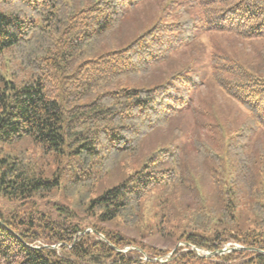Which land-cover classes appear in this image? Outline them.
<instances>
[{
    "label": "trees",
    "instance_id": "obj_1",
    "mask_svg": "<svg viewBox=\"0 0 264 264\" xmlns=\"http://www.w3.org/2000/svg\"><path fill=\"white\" fill-rule=\"evenodd\" d=\"M156 1L0 0V60L30 74L0 75V142L29 138L71 172L0 158V264H264V0ZM206 34L257 44L206 51ZM68 188L77 205L94 192L81 215L48 196ZM144 237L187 246L168 255ZM228 241L242 248H191Z\"/></svg>",
    "mask_w": 264,
    "mask_h": 264
},
{
    "label": "rangeland",
    "instance_id": "obj_2",
    "mask_svg": "<svg viewBox=\"0 0 264 264\" xmlns=\"http://www.w3.org/2000/svg\"><path fill=\"white\" fill-rule=\"evenodd\" d=\"M150 2L152 4H150ZM155 2L156 0H148V3L151 5L152 10L155 9ZM150 5H145L143 7H140L136 13H132V18L126 24V29H129V31L134 32L135 27L138 21H142L144 17L146 16V10L145 8L150 7ZM211 38H216L218 41H221L222 43L229 45L230 49H235L237 51H249L251 52L253 47L257 44V41H249V40H239L233 38V41L228 42L226 40V37L224 35H218V36H213V34H206L204 35L201 39L204 41L202 45L208 50L210 46L212 47V39ZM227 42V43H226ZM188 58V49L187 48H182L178 50L177 52L174 53V65H180L182 62L186 61ZM0 75L9 81L15 82L17 84H22L24 81L29 80L30 74L28 70H25L22 68V66L19 64V61L17 59H14L10 54H6L5 57H3L0 60ZM216 95V98H218L219 105L218 111L223 112V114H232L235 113L239 115V109L238 107H235L231 104H226L225 99L223 96L219 93L217 89H213L211 92ZM210 93V89H208L207 86L204 84L200 86V88L193 93L194 101L195 104L198 106V108L204 107L203 98H212V96L207 97V94ZM206 104V103H205ZM234 107V108H233ZM188 118L190 119V114H188ZM199 130L205 134V126L201 125L198 127ZM188 133H191V130H193L192 127V118L190 120V125L186 129ZM260 136L264 141V133L260 132ZM152 141L153 140H149ZM20 156L24 157L25 159L29 160L31 162V165H34L35 169L42 174V176H53V174L58 173L57 171L60 170L59 176H70L71 172L67 170L66 168V163L64 161L58 162L57 159L55 158L54 154H44L41 149L35 144L32 143L29 138H23L21 141L12 143V144H7V143H1L0 142V158L5 157V156ZM60 191H55L50 193L48 196L50 198H53L54 200L60 201L64 205H70L75 211L76 214L81 215L82 210L86 207L87 201L90 197L94 195V192L90 193V195H85L84 199L81 201L82 204L77 205L78 203V198L76 197V193L72 188H68ZM0 205H3V201L0 200ZM45 209L51 210V203L45 205ZM118 228L122 232L121 234L125 235L126 237L133 239L135 237H138L137 233L134 232V230H129L127 228H124L120 225H118ZM86 231L89 230V228L85 229ZM133 237V238H132ZM142 243L146 244H151L157 248H160L162 251L167 252V248L170 249L168 252V255L173 252L176 247H184L187 246L185 243L182 242H177L175 245H171L169 242H166L163 238L156 237V238H141L140 239ZM36 243H40V241H36ZM230 244L234 245V242L228 241L227 243H223L224 247H229ZM236 245V244H235ZM56 246V245H55ZM192 248V247H191ZM223 248V247H222ZM128 249V247H124V250ZM184 249V248H183ZM202 253H206L202 250H200ZM172 254V253H171Z\"/></svg>",
    "mask_w": 264,
    "mask_h": 264
},
{
    "label": "water",
    "instance_id": "obj_3",
    "mask_svg": "<svg viewBox=\"0 0 264 264\" xmlns=\"http://www.w3.org/2000/svg\"><path fill=\"white\" fill-rule=\"evenodd\" d=\"M236 248H242V247L237 246V245L236 246H231V247H223V248H220V249H218L216 251L206 252L205 255L210 256V255H215V254H222V253L228 252V251L233 250V249H236ZM192 249H195L198 253L200 252V249H198L196 247H192ZM173 250H175V249H173ZM168 258H169V256L167 257V259Z\"/></svg>",
    "mask_w": 264,
    "mask_h": 264
}]
</instances>
